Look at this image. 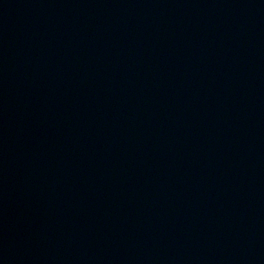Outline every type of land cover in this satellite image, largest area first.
<instances>
[{"label": "water", "instance_id": "water-1", "mask_svg": "<svg viewBox=\"0 0 264 264\" xmlns=\"http://www.w3.org/2000/svg\"><path fill=\"white\" fill-rule=\"evenodd\" d=\"M0 264H264V0H0Z\"/></svg>", "mask_w": 264, "mask_h": 264}]
</instances>
